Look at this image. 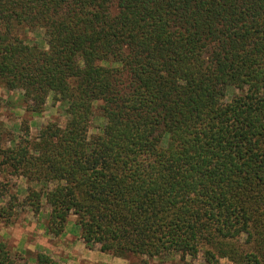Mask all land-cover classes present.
Returning <instances> with one entry per match:
<instances>
[{
    "label": "trees",
    "instance_id": "obj_1",
    "mask_svg": "<svg viewBox=\"0 0 264 264\" xmlns=\"http://www.w3.org/2000/svg\"><path fill=\"white\" fill-rule=\"evenodd\" d=\"M0 87L65 117L0 126L4 226L46 206L135 264H264V0H0ZM0 264L63 263L0 237Z\"/></svg>",
    "mask_w": 264,
    "mask_h": 264
},
{
    "label": "rangeland",
    "instance_id": "obj_2",
    "mask_svg": "<svg viewBox=\"0 0 264 264\" xmlns=\"http://www.w3.org/2000/svg\"><path fill=\"white\" fill-rule=\"evenodd\" d=\"M29 40H33L36 43L43 44L42 35L41 33H30L27 35ZM228 99V97H226ZM24 119L29 121V136L34 137L38 131V127L48 120H57L60 124L64 123L65 117L63 114L58 110L57 107L51 105V99L47 100V103L44 106V110L39 115H28L27 112L24 110L23 102L21 98L18 97V91L9 92L4 88L0 87V126L3 127L8 133V137L18 134L17 125H19ZM94 127V126H93ZM91 128L90 133L96 132V128ZM14 181L18 184L20 188L24 186L23 180L21 178H15ZM46 206H43L42 211L39 213L38 217L33 215L31 212L24 211L19 213V217L14 223V225L8 227H14L12 230L9 231H17L19 233L22 229L25 230V227L28 223L33 220L37 223H40L37 227L44 229V222L47 217L46 213ZM27 215V218L25 217ZM33 216V217H32ZM72 218V219H71ZM25 221V223H24ZM29 225V224H28ZM2 223H0V237L6 239L7 233L6 228ZM21 227V229H19ZM15 233V232H14ZM37 231H30L26 234L27 243L31 246V249L26 251L23 249V252L26 256L33 257L38 249L33 246L37 239ZM46 234V233H45ZM40 236V235H39ZM70 236V238H68ZM79 236V227L75 223L74 215H70L69 220L67 221L65 230L63 235L59 238H51L47 242V246L45 249L48 250L51 254L55 256L56 259L60 260L63 264H135L137 261L136 257H128V258H120L116 256H112L107 253L100 252L97 247L94 248H87L82 240H78ZM62 237H65L64 239ZM7 240V239H6ZM10 247L13 251H17L13 247V243H15L14 237L7 240ZM24 242L21 243V245ZM82 245H84L82 247ZM43 250V249H42ZM187 263L182 262L180 260H173V261H165L160 262L157 259H151L150 264H204L201 258H197L194 260L187 259ZM221 264H232L228 262L226 259L221 260Z\"/></svg>",
    "mask_w": 264,
    "mask_h": 264
},
{
    "label": "crops",
    "instance_id": "obj_3",
    "mask_svg": "<svg viewBox=\"0 0 264 264\" xmlns=\"http://www.w3.org/2000/svg\"><path fill=\"white\" fill-rule=\"evenodd\" d=\"M25 217L27 218V215ZM29 220H30V218H29ZM29 220L28 221L26 220V223H28L29 225L28 224L26 225L27 227H25V230L22 229L17 234H16V232H17L16 230L15 231L13 230L12 232L9 231V230H12V228H14V227H8V228H6V231H5L7 233L6 239L8 241H10V239L14 237V239H15L16 242L13 243V244H11V245H13V247L15 249H17V252H21L23 249L26 251L28 249H31V246L29 245V243H27V241H25L26 234L28 232H30V231H33V232L34 231H37V233L40 236L37 234L38 236H37L36 242L33 244V246H35L37 249H43V251L48 252L51 256H53L55 258V256L53 254H51L48 250L45 249V246H47V242L50 240V236H48L47 234H45V231H44L43 228L42 229L41 228L37 229V227H38L39 224L36 221H34V223H33V220H32L31 223H29ZM24 223H25V221H24ZM19 229H21V227ZM62 238L64 239L65 237H62ZM68 238H70V236H68ZM77 239L79 241L81 240L79 238V236H78ZM22 242H24V243L21 245ZM83 246L84 245H82V247ZM19 249H22V250H19Z\"/></svg>",
    "mask_w": 264,
    "mask_h": 264
}]
</instances>
